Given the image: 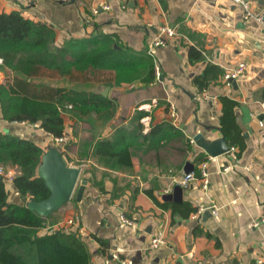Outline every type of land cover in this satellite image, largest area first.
I'll list each match as a JSON object with an SVG mask.
<instances>
[{"label":"crops","instance_id":"1","mask_svg":"<svg viewBox=\"0 0 264 264\" xmlns=\"http://www.w3.org/2000/svg\"><path fill=\"white\" fill-rule=\"evenodd\" d=\"M250 2L256 13H264V0ZM0 11H20L53 26L58 46L71 38L111 35L125 50L115 61L119 67L115 80L92 88L103 94L109 87L106 97L117 103L115 117L103 124L92 117L88 131L81 130L75 138L74 121L66 114L68 135L59 144L68 164L82 167L88 184L80 201L75 193L64 204L62 214H58L61 208L57 210L53 228L59 229L78 215L79 233L91 252L90 264H259L264 260V223L253 226L264 208V27L247 18L241 5L231 0H0ZM165 24L175 26L177 35L151 55L150 43ZM191 47L200 51L203 59L191 62ZM240 62L247 63L245 75L227 86L225 72ZM151 63L154 73L149 71ZM155 65L160 66L159 77ZM197 77L204 79V86ZM222 96L238 103L235 114L244 136L243 150L228 142L235 149L213 157L190 141L195 153H205L207 159L197 163L190 152L180 168L174 150L156 147L164 144L160 135L144 137L154 124L164 121L189 140L197 133L209 141L221 137ZM172 104L176 118L171 117ZM140 111L146 115L136 121ZM138 122L143 131L133 140L132 167L107 168L82 147L89 130H94L96 141L111 138L120 128H136ZM0 131L31 139L44 149L54 145L55 137L40 123L8 122L1 110ZM70 138L76 143L67 147ZM187 162L194 164L191 172L196 179L183 187ZM204 163L208 188L203 187ZM5 181L9 201L24 204L12 178ZM177 184L184 188L183 201L164 200ZM145 190H153L157 199L169 206L159 205ZM112 192L117 194L114 199ZM183 204L197 212L183 215ZM158 234L165 243L153 248L152 239ZM96 237L104 239L106 246Z\"/></svg>","mask_w":264,"mask_h":264},{"label":"trees","instance_id":"2","mask_svg":"<svg viewBox=\"0 0 264 264\" xmlns=\"http://www.w3.org/2000/svg\"><path fill=\"white\" fill-rule=\"evenodd\" d=\"M56 36L54 27L46 22L27 18L20 11H0V58L4 63L0 64V68L10 70L0 82V110L8 122L40 123L46 132L65 140L68 135L66 114L74 121L72 135L75 138L81 130L88 131L92 117L102 124L115 117V100L92 88L96 84L106 86L115 80V70L119 68L115 61L120 60L125 50L116 45L111 35L71 38L61 46L56 44ZM200 59H203V54L191 47V62ZM150 67V73H154L152 63ZM201 78L195 80L204 86V79ZM221 100L223 133L231 146L237 145L243 150L244 136L235 114L238 103L226 96H222ZM69 105L72 107L69 108ZM145 115L144 111L138 112L136 121ZM93 131L89 130L90 133L83 137L82 147L87 153L92 151V155L110 169L122 170L133 166V140L142 133V123L138 122L133 129H117L111 138H98L96 141L97 135ZM154 135H160L159 141H164L156 147L175 151L180 168L190 152L194 153L197 163L207 159L205 153L196 154L189 138L169 121L154 124L144 137ZM74 143L76 141L70 138L65 146ZM54 145L64 156L61 145L55 140ZM44 151L31 139L0 131V166L6 170L7 163L16 166L17 173L12 181L24 201V204L9 201L5 181L9 177L6 173L1 174L0 264H90L91 252L78 230L71 227L54 229L57 211L44 217L28 206L30 201H40L50 195L38 173ZM195 172L199 173L198 169ZM97 184L104 191V186ZM145 192L159 205L169 206L167 202H160L153 190ZM116 196L112 192L111 199ZM181 206H185V210H181L183 215L197 212V208L188 204ZM96 238L106 246L104 239Z\"/></svg>","mask_w":264,"mask_h":264},{"label":"water","instance_id":"3","mask_svg":"<svg viewBox=\"0 0 264 264\" xmlns=\"http://www.w3.org/2000/svg\"><path fill=\"white\" fill-rule=\"evenodd\" d=\"M3 76L0 73V80ZM109 87H105L103 95H107ZM220 131H222L219 128ZM196 144L203 148L210 156L216 157L231 150L226 136L213 140H206L202 133L194 136ZM194 171V164L187 162L185 173ZM39 175L44 179L46 186L50 190V195L40 201H30L28 206L37 211L40 215L47 217L59 210L66 202L71 200L76 193V199L80 201L83 197L88 178L82 176V167L71 166L65 160L62 152L57 146H48L42 156V162L38 168ZM2 179V176H0ZM184 188L177 184L173 192L163 196L167 201H183Z\"/></svg>","mask_w":264,"mask_h":264},{"label":"built area","instance_id":"4","mask_svg":"<svg viewBox=\"0 0 264 264\" xmlns=\"http://www.w3.org/2000/svg\"><path fill=\"white\" fill-rule=\"evenodd\" d=\"M231 1L236 3V4L241 5V7L243 8L244 13H245L247 18L255 20L262 27H264V13H256L252 9L250 0H231ZM106 8L109 9L110 6L107 5ZM176 35H177V30H176L175 26L169 25V24H165V25L160 26L157 30L156 36L153 38V40L150 43V46L148 49L149 53L151 55L152 54L154 55L153 50L156 47L165 46L168 42V39L173 38ZM0 62H3L2 58H0ZM246 68H247V63L246 62H240L237 67L226 71L224 74V80H225L226 85L232 86V84L235 82V80L237 78L244 76L246 73ZM155 69H156V73L159 77L161 75L160 66L155 65ZM71 107H72V105H69V108H71ZM171 109H172L171 117L176 118L177 114H176V109H175L174 104L171 105ZM63 141H64L63 137H55L56 144H61ZM190 141L192 144L195 143V140L193 137L191 138ZM232 149L234 150L235 147H232L231 150ZM228 168L229 167H225L226 170ZM7 169L8 170H6L3 166H0V175L6 173L7 177L12 178L17 173L16 168H14L16 170V172H14L13 169H9V168H7ZM201 173H202V177L204 179L203 187L208 188V185H209L208 179H207L208 172H207L205 163L202 164ZM195 179H196V175L194 172L187 173V174H185L184 178L182 179L181 185L183 187H188L189 182L192 180H195ZM198 212L202 213L203 208ZM212 212H213V214H216L217 210L215 209ZM122 219L124 222H126L128 224H132V222H133L132 220H130L129 218H126L124 216H122ZM262 223H264V208H263L261 217L258 220H255L253 222V226H259ZM73 226L78 227L79 232L81 231L80 217L78 215H75V216L69 218L65 224L61 225L60 228H62V227H73ZM164 243H165V238L162 236V234H158L157 236H155L152 239L151 246L153 248H158ZM259 264H264V260H259Z\"/></svg>","mask_w":264,"mask_h":264},{"label":"rangeland","instance_id":"5","mask_svg":"<svg viewBox=\"0 0 264 264\" xmlns=\"http://www.w3.org/2000/svg\"><path fill=\"white\" fill-rule=\"evenodd\" d=\"M0 64H4L3 62H0ZM1 72V74L3 75V79H4V77L6 76V74H8V73H10V70H7L6 71V69H3L2 68V71H0ZM99 87H101V86H99ZM46 150V149H45ZM8 164V165H7ZM5 166L7 167V168H9V169H12V168H16V166H12L10 163H7ZM17 169V168H16ZM74 197V196H73ZM64 207V208H63ZM63 207H61V209L58 211V214H62V211L63 210H65V205L63 206ZM60 212V213H59ZM59 229H61L60 227H59ZM58 230V229H57Z\"/></svg>","mask_w":264,"mask_h":264}]
</instances>
